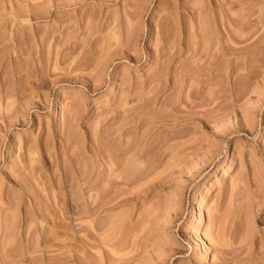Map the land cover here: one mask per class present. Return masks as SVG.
<instances>
[{"label": "rangeland", "instance_id": "1", "mask_svg": "<svg viewBox=\"0 0 264 264\" xmlns=\"http://www.w3.org/2000/svg\"><path fill=\"white\" fill-rule=\"evenodd\" d=\"M0 264H264V0H0Z\"/></svg>", "mask_w": 264, "mask_h": 264}, {"label": "bare ground", "instance_id": "2", "mask_svg": "<svg viewBox=\"0 0 264 264\" xmlns=\"http://www.w3.org/2000/svg\"><path fill=\"white\" fill-rule=\"evenodd\" d=\"M225 2H226V1H225ZM231 2H232V1H231ZM230 7H231V6H230ZM230 7H229V8H230ZM148 98H149V97H147V99H148ZM149 99H150V98H149ZM149 99H148V100H149ZM148 100H147V101H148ZM151 100H152V99H151ZM151 100H149V101L151 102ZM142 101H143V100H142ZM149 101H148V103H149ZM140 102H141V101H140ZM144 102H145V101H144ZM146 103H147V102H146ZM148 103H147V104H148ZM151 103H152V102H151ZM149 104H150V103H149ZM133 106H135V105H133ZM145 106H146V105H145ZM134 108H137V107H134ZM130 111H131V110H130ZM229 169H230V168H229ZM65 258H66V257H65Z\"/></svg>", "mask_w": 264, "mask_h": 264}]
</instances>
